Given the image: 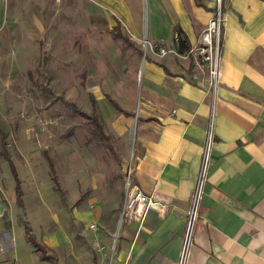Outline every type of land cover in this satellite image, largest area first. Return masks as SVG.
Wrapping results in <instances>:
<instances>
[{
    "label": "crops",
    "instance_id": "obj_1",
    "mask_svg": "<svg viewBox=\"0 0 264 264\" xmlns=\"http://www.w3.org/2000/svg\"><path fill=\"white\" fill-rule=\"evenodd\" d=\"M175 8L176 27L187 34L191 48L216 9L187 13ZM223 13L215 101L207 77L193 80L198 74L193 58L168 54L146 60L142 88L133 95L139 100L138 113L126 105L135 115L125 116L111 104L126 118L137 116L119 170L124 177L116 191H103L110 196L100 197L99 211L83 220L81 242L72 243L74 238L64 232L48 242V254L55 259L43 261L39 255L41 262H32L26 229L17 226L8 238L15 250L0 252L2 264L15 255L17 264H179L210 125L208 174L187 264H264V0H225ZM41 16L29 0H0V74L30 72L44 33ZM163 23L152 31L153 39L170 38ZM128 176L163 206L151 210L143 223L120 221ZM6 197L17 198L16 189L8 196L0 186L3 212ZM16 230L23 236V253L15 244Z\"/></svg>",
    "mask_w": 264,
    "mask_h": 264
},
{
    "label": "rangeland",
    "instance_id": "obj_2",
    "mask_svg": "<svg viewBox=\"0 0 264 264\" xmlns=\"http://www.w3.org/2000/svg\"><path fill=\"white\" fill-rule=\"evenodd\" d=\"M29 1L33 9L41 12L38 19L44 32L30 72L0 74V186L8 196L15 191V177L4 157V132L23 193L21 202L17 198L3 200L6 205L0 220V252L15 250L8 240L9 233L17 226L25 230L26 222L37 241L49 251L50 238L64 232L74 238L72 243L78 239L81 242L83 220L88 221L99 211L100 197L107 195L103 191L113 193L124 177L119 170L126 138H130L137 122V116L131 120L116 111L107 96L123 107L133 106L137 114L139 100L133 95L142 88L146 60L157 58L160 46L175 49L177 54L173 55L178 58H192L188 50L180 51L175 7L179 5L187 13L192 9L214 11L220 2L166 0L165 8L163 0ZM221 2L224 6L225 0ZM117 20L133 45L112 38ZM163 20L162 28L169 30L170 38L155 40L152 31ZM145 38L150 42L148 49L143 44ZM90 91L97 100L103 137L94 121L78 112L93 113ZM48 157L60 188L53 180ZM90 227L94 229L95 223ZM22 239L16 230L15 244L21 247ZM21 248L23 253L25 248ZM27 253L32 262L34 258L41 262L33 245ZM9 259L7 264L19 261L16 255Z\"/></svg>",
    "mask_w": 264,
    "mask_h": 264
},
{
    "label": "built area",
    "instance_id": "obj_3",
    "mask_svg": "<svg viewBox=\"0 0 264 264\" xmlns=\"http://www.w3.org/2000/svg\"><path fill=\"white\" fill-rule=\"evenodd\" d=\"M224 22L225 16L223 13V5L220 0L216 7L214 16L209 19L197 43L188 51L189 54L192 55L193 61L198 68V74L193 75V80L197 82L201 75L207 77L209 90L212 93L214 101L220 80ZM168 54H177V52L173 48L170 49L168 47L160 46V52L157 55L166 56ZM212 133V125H210L202 165L192 195L191 205L187 213L186 229L179 264H187L190 248L194 241L196 223L200 216L204 186L208 174V161L210 158ZM126 189L122 220H134L139 223H143L151 210H162L163 206L158 198L144 193L139 186L132 183L129 176L126 181ZM3 214L4 212L0 205V218H2Z\"/></svg>",
    "mask_w": 264,
    "mask_h": 264
},
{
    "label": "trees",
    "instance_id": "obj_4",
    "mask_svg": "<svg viewBox=\"0 0 264 264\" xmlns=\"http://www.w3.org/2000/svg\"><path fill=\"white\" fill-rule=\"evenodd\" d=\"M176 32L178 33V45L180 47V51L181 52H184L186 50H189L190 49V41H189V38L187 36V34L184 32V30L178 25L176 27ZM113 37L115 39H121L124 41V43H128L130 45H133V43L131 42L129 36H127L126 34H124L121 29H120V20H117V25L113 28ZM85 83V82H84ZM90 96V100H91V104H92V108H93V113L92 114H88L86 113L85 111H82V110H78V112L84 116V117H88L90 118L92 121H94V123L97 125V128L98 130L100 131V135L101 137H103V126L101 125V123H99V120H98V117H97V101L94 97V95L92 93L89 94ZM60 99H62V101H64L65 103H69L67 102L63 97H61ZM108 99L109 101L111 102V104L114 106V108L116 110H118L119 112L123 113L125 116H132V115H135L133 112L125 109L124 107H122L114 98H112L111 96H108ZM6 134L4 132H2V141H3V147H4V157L5 159L7 160V162H9L10 164V167H11V170H12V174L13 176L15 177V181H16V186H15V189H16V194H17V199L19 202H21L22 200V188H21V183H20V179H19V176H18V173H17V170H16V166L11 158V155L8 151V144H7V141H6ZM50 163H51V166H52V162H51V159L48 157ZM52 171L54 173L53 175V180L55 182V185L56 187L60 188V183L59 181L57 180L56 176H55V172H54V169H53V166H52ZM25 229H26V234H27V238H28V241L35 247V250L37 252L40 253V257H41V260L45 261V260H49V259H55L54 256L48 254V250H47V247L40 244L37 239L35 238V236L32 234L31 232V227L28 223L25 224Z\"/></svg>",
    "mask_w": 264,
    "mask_h": 264
},
{
    "label": "bare ground",
    "instance_id": "obj_5",
    "mask_svg": "<svg viewBox=\"0 0 264 264\" xmlns=\"http://www.w3.org/2000/svg\"><path fill=\"white\" fill-rule=\"evenodd\" d=\"M143 44H144L145 48L148 49L150 47L149 39L145 38L143 41Z\"/></svg>",
    "mask_w": 264,
    "mask_h": 264
}]
</instances>
